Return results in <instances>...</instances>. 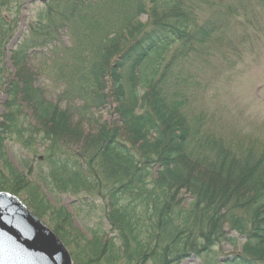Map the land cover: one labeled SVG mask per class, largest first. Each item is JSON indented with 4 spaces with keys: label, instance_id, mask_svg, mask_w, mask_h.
Returning <instances> with one entry per match:
<instances>
[{
    "label": "trees",
    "instance_id": "obj_1",
    "mask_svg": "<svg viewBox=\"0 0 264 264\" xmlns=\"http://www.w3.org/2000/svg\"><path fill=\"white\" fill-rule=\"evenodd\" d=\"M23 1L0 0V9L7 5L19 16ZM245 8L264 13V0H46L12 46L14 77L5 53L18 23L9 22L7 31L0 12V90L9 92L5 105L16 112L4 114L0 190L23 194L36 217L50 216L73 264L210 257L213 247L236 242L226 225L245 240L221 264H264V138L213 129L197 101V76L211 65L206 43L250 24ZM228 64L237 66L233 58ZM41 73L61 89L66 107L45 97L36 84ZM109 96L118 117L111 124L93 115ZM21 102L32 107L36 123ZM82 120L97 131L84 134ZM37 132L47 144L51 191L85 204L102 200L108 232L98 222L87 236L78 233L72 214L50 204L8 161L7 136L33 154Z\"/></svg>",
    "mask_w": 264,
    "mask_h": 264
},
{
    "label": "rangeland",
    "instance_id": "obj_2",
    "mask_svg": "<svg viewBox=\"0 0 264 264\" xmlns=\"http://www.w3.org/2000/svg\"><path fill=\"white\" fill-rule=\"evenodd\" d=\"M46 0H24L23 5L19 9V16L12 11L9 6H3L0 9L2 17L7 22V31H11L9 22L16 23L17 37L13 38L6 47V66L9 68V75L14 77L17 72V67L10 59V53L13 44L19 36L27 29V23L33 18L37 7H40ZM217 1V0H216ZM11 9V10H10ZM260 10L257 9V12ZM209 13L212 14L209 9ZM244 13L250 19H254L247 25H237L236 29L227 31V38L222 42L210 43L207 42L205 52L210 60L211 65L202 71V74L197 78L200 81V93L198 95L199 109H202L207 114L213 129L220 131V127L227 131L244 130L249 133H255L256 136L264 138V13L259 12L252 14L250 8H245ZM242 13L241 15L243 16ZM253 15H255L253 17ZM145 19V17H143ZM0 33V41L2 38ZM8 36H4L6 39ZM3 39V40H4ZM234 47L238 51H234ZM233 58L237 62L236 68L231 67L228 63ZM259 61V63H258ZM258 63V64H257ZM33 71L36 69L35 64L28 63ZM36 84L42 85L45 90V97L57 102L61 108L67 106V101L59 102L58 94L61 89L54 85L51 80L43 73L38 75ZM206 87V90L203 88ZM9 92L6 93L0 90V135L5 138L4 114L11 113L16 118L15 108H7L5 102H8ZM23 106V111L28 116V122L36 123L32 118L33 109L20 103ZM115 103L113 97L109 96L106 103L101 105L99 110L94 113V118L102 123L111 124L113 121H118V117L114 112ZM26 117L19 116V122H25ZM79 119V115H74V120ZM91 120L89 122L82 120L81 126L83 133L96 132L95 126ZM25 124V123H24ZM26 125V124H25ZM36 133V131H35ZM42 132L35 134L36 154L32 156V152L22 143L23 140H17L16 135L5 139L4 148L8 161L15 169L26 176L27 180L39 186V191L45 194L46 199L54 206H63L73 216V226L78 230V233L88 235L89 230L95 223L100 222L102 227L108 232V221L105 217V203L102 200H96L94 204L81 202L80 197H74L70 194L51 191L49 185H54L52 180L47 176V160L44 155L46 153L45 142H41ZM82 144L81 142L79 145ZM76 145V146H79ZM0 169L6 170L3 163L0 161ZM0 193L13 198L19 205L29 211L36 219L47 226L55 235H57L50 223L49 217L38 218L27 205L25 196L21 193H10L5 190H0ZM183 197L189 198V193L183 191ZM49 212V211H48ZM227 235L235 237L236 242H223L212 248L210 257H197L196 255H188L181 260L180 264H221L227 258H231L234 254L241 251L242 244L245 240L236 231L229 230L225 226ZM58 237V236H57ZM60 239V238H59ZM83 243L78 244L80 247ZM71 256L70 249L65 245ZM82 247V246H81ZM72 250L75 248L71 245ZM76 251V250H75ZM73 264V260L71 257ZM146 264H153L152 261Z\"/></svg>",
    "mask_w": 264,
    "mask_h": 264
},
{
    "label": "water",
    "instance_id": "obj_3",
    "mask_svg": "<svg viewBox=\"0 0 264 264\" xmlns=\"http://www.w3.org/2000/svg\"><path fill=\"white\" fill-rule=\"evenodd\" d=\"M0 264H72L64 243L13 198L0 193Z\"/></svg>",
    "mask_w": 264,
    "mask_h": 264
}]
</instances>
